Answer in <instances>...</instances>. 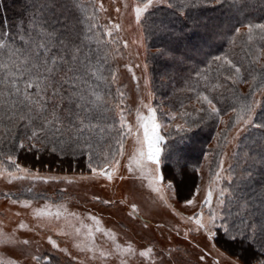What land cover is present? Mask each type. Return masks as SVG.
<instances>
[{
    "label": "rangeland",
    "instance_id": "374dc122",
    "mask_svg": "<svg viewBox=\"0 0 264 264\" xmlns=\"http://www.w3.org/2000/svg\"><path fill=\"white\" fill-rule=\"evenodd\" d=\"M79 1L92 50L82 80L88 109L80 119L96 138L87 158L92 169L40 171L0 158V264H244L215 238L217 230L235 236L228 203L242 160L248 159V153L240 154V144L254 126L264 90L233 116L230 129L232 114L224 118L218 129L226 134L222 145L217 135L194 190L184 179V200H179L175 185L162 176L166 156L180 167L194 159L166 147L165 133L185 123H172L156 104L143 32L144 19L167 0ZM170 41L159 38L160 44ZM157 64L160 75L170 78L171 61L166 68ZM197 107L193 102V112Z\"/></svg>",
    "mask_w": 264,
    "mask_h": 264
},
{
    "label": "trees",
    "instance_id": "16d2710c",
    "mask_svg": "<svg viewBox=\"0 0 264 264\" xmlns=\"http://www.w3.org/2000/svg\"><path fill=\"white\" fill-rule=\"evenodd\" d=\"M80 3L0 0V158L40 171L91 172L87 158L96 138L91 139L80 119H86L82 114L88 109L82 80L92 50ZM143 32L156 104L163 116L171 115L172 123H185L165 133L166 147L171 146L176 156L194 159L180 167L168 155L162 167L163 179L175 185L178 199L184 200L182 181L188 178L186 185L194 190L201 162L211 153L209 145L217 135L222 145L226 134L218 129L224 118L232 114L230 129L233 116L251 107L255 95L264 90V0H167L147 15ZM166 37L170 43L160 44L159 38ZM184 48L193 54L176 52ZM158 60L164 68L171 61L170 78L160 75ZM193 102H198V111L193 112ZM220 149L214 150L212 163ZM239 151L248 153L250 160H242L228 203L235 236L217 230L215 243L244 264H260L264 263V101ZM241 177L244 183H239Z\"/></svg>",
    "mask_w": 264,
    "mask_h": 264
}]
</instances>
